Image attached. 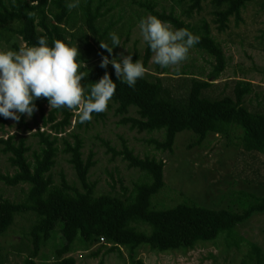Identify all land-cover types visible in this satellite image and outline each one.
<instances>
[{
	"label": "trees",
	"instance_id": "16d2710c",
	"mask_svg": "<svg viewBox=\"0 0 264 264\" xmlns=\"http://www.w3.org/2000/svg\"><path fill=\"white\" fill-rule=\"evenodd\" d=\"M108 1L81 0L77 8L70 10L66 6L68 0H0V41L16 48L14 39L17 36L24 47L35 45L38 37L45 36L49 45L61 40L77 46L76 59L81 64L78 71L85 73L81 81L85 95L107 71L116 85L111 98L116 104V113L125 116L134 109L137 117L126 120L132 126L140 131H163L161 142H156L157 149L170 151L183 132L190 134V145H201L210 135L218 134L228 145H240L250 159H259L264 168V90L258 84L241 79L215 82L225 69L226 60L221 45L212 34L218 36L231 26H238L243 13L254 6L260 9L264 0H170L173 8L169 12L158 10L154 0L140 3V8L149 15L168 22L174 29L186 28L199 35V43L192 48L211 57L213 64L205 79L180 76L181 72L175 73L177 77L164 76L163 72H145L133 88L116 81L110 64L101 68L88 63L86 54L95 47L102 50L101 54L107 53L100 42L112 46L110 32L120 39L124 34L120 30L127 36L132 24L129 19L121 23V17L104 18L115 8V4ZM111 19L114 23L120 22L119 26L114 27L116 24ZM76 40L86 44L84 52L79 51ZM116 48L114 46L112 51ZM152 54L145 44L141 59L145 68ZM131 58L135 61L136 54ZM34 104L42 119L43 127L40 128L47 129L33 133L38 152H31L22 137L17 139L12 134L6 139L0 138V150L8 155L7 161L15 169L11 175L0 174V181L11 187L26 186L20 202L0 201V236L7 232L17 216L33 215L28 230L23 231L30 248L22 264H37L41 248L49 242H53L51 264H75L72 257L65 255L77 241L87 246L109 245L110 250L125 247L130 264H143L135 255L142 245L158 251L191 249L198 243H212L220 234H225L230 239L229 249L238 246L241 240L236 227L256 213H264V184L255 179L248 181L251 184L247 189L228 192L245 199L243 209L236 203H233L234 211L211 209L195 201L154 209L152 196L164 187V164L154 158L134 156L126 147L122 151L124 158L130 166L142 171L148 181L135 184L131 196L125 199L109 194L95 195L94 183L88 178V171L94 164L92 155L83 160L82 139L73 132L82 125L88 126L90 120L80 123L75 113L78 108H50L47 112L44 106L48 103L44 97L37 98ZM73 120V130L68 131ZM59 143L63 146L61 150ZM59 151L68 155L78 186L69 184L63 173H60L59 183L52 181L49 172ZM232 238L236 239L235 244ZM239 264H264L261 248L252 244Z\"/></svg>",
	"mask_w": 264,
	"mask_h": 264
},
{
	"label": "rangeland",
	"instance_id": "374dc122",
	"mask_svg": "<svg viewBox=\"0 0 264 264\" xmlns=\"http://www.w3.org/2000/svg\"><path fill=\"white\" fill-rule=\"evenodd\" d=\"M146 1L148 0L108 1L114 3L115 8L104 18L108 20L110 17L116 20L121 17V23L130 20L132 24L127 36L125 31L120 30L124 33L120 37L121 46L118 45L111 56L108 52L101 54L102 50L98 46L89 51L86 54L89 65L99 66L101 56H109L111 59L121 53L128 55V52L131 53V57L136 54L137 59L141 61L145 43L140 37L138 22L149 14L140 8L139 4ZM154 1L158 4V10L169 12L173 8L170 0ZM260 7V9L256 6L248 8L243 13L242 22H239L236 27L231 26L221 35L216 36L212 32L221 45L226 60L225 69L215 82L241 79L258 84L264 90V5ZM175 11L179 12L177 9ZM202 15L208 17L207 13ZM114 20L112 23L115 22ZM119 24L120 22L114 23V27ZM88 40L91 44L93 43L89 36ZM14 41L17 43L16 48L0 41V50H18L24 47V43L18 36ZM76 42L80 52L87 49L85 43L78 40ZM151 57L145 68L146 73L163 72L164 76L171 77H177L175 73L181 72L180 76H196L205 79L213 64L211 57L193 48L189 50L187 59L181 62L179 71H176L174 66L161 68L152 63ZM50 108L48 105L44 106L47 112ZM115 109L116 104L110 100L106 110L96 113L88 126L82 125L73 131L82 139L83 160L89 154L92 155L91 160L94 164L88 171V178L94 183L95 195L109 194L125 199L131 196L135 184L148 181V177L142 171L130 166L124 158L122 154L124 147L141 159L154 158L161 160L164 164V187L152 196L154 209H167L189 201H195L199 205L201 203L203 207L211 209L229 208L233 211L235 210L233 203H236L243 209L246 205L245 199L230 195L228 192L247 189L251 184L248 181L251 179L264 184V168L260 160L250 159L240 145H228L221 135L213 134L201 145H190V134L183 132L179 134L170 151L161 150L157 149L156 142H161L163 131H140L126 121L137 117L134 109H130L125 116L117 114ZM33 112L31 117L20 114L18 121L0 116V138L6 139L12 134L17 139L22 137L29 145L31 152H38L37 138L33 136V133L47 129L40 128L43 126L39 111L35 108ZM73 125L74 120L68 131L73 130ZM69 140L71 141L72 138L69 137ZM1 147L2 144L0 149ZM58 147L61 150L63 146L59 143ZM240 155L243 156L240 157ZM68 158V155L62 151L57 153L55 164L49 172L50 177L57 184L60 181V173H63L69 184L78 186ZM7 159L8 155L0 150V174L2 175H11L15 171ZM250 166L252 167L248 168ZM255 170L256 174H254ZM25 192L24 185L11 187L0 181V201L6 199L11 202H20L24 199ZM226 193L229 195L225 197ZM32 221L31 214L17 216L7 232L0 236V264H22L30 248V243L23 235V231L28 230ZM136 227L142 228L141 225ZM235 231L241 240L238 241V246L229 249L227 245L230 239L225 234H220L212 243H198L191 249L158 251L142 245L137 248L135 255L143 261V264H239L243 256L251 250L252 244L260 247L264 254V213L254 214L243 225L236 227ZM224 237H226L225 241ZM231 242L235 244L236 239L232 238ZM52 246L53 242H49L41 248L36 258L37 264H51ZM65 256L72 257L75 264H130L127 248L121 246L119 249L110 250L109 245H101V243L87 246L77 241L72 246L71 252Z\"/></svg>",
	"mask_w": 264,
	"mask_h": 264
},
{
	"label": "clouds",
	"instance_id": "9594fccd",
	"mask_svg": "<svg viewBox=\"0 0 264 264\" xmlns=\"http://www.w3.org/2000/svg\"><path fill=\"white\" fill-rule=\"evenodd\" d=\"M80 3L81 0H68L66 6L71 10ZM138 29L142 41L153 53L152 63L161 68L174 66L176 71L187 59L189 50L200 40L199 35L188 29H174L153 15L142 17ZM108 35L112 46L100 42V47L111 56L113 47L121 46V42L116 33ZM78 55L77 46L61 40H54L49 45L45 36L38 37L33 46L0 50V116L14 121L20 119V114L31 117L35 110L34 101L40 97L46 98L51 108H79L80 123L91 120L93 113L104 112L116 85L105 71L85 95L81 84L85 73L78 71L81 67L76 59ZM109 56H101L99 66L106 68L110 64L116 81L126 83L129 88H133L137 79L145 75L142 61H133L131 53H121L117 56L119 59H110Z\"/></svg>",
	"mask_w": 264,
	"mask_h": 264
}]
</instances>
